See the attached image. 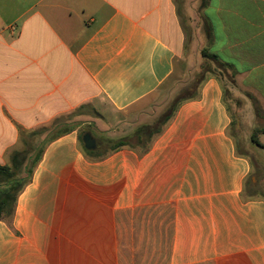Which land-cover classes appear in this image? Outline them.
I'll return each mask as SVG.
<instances>
[{
	"label": "crops",
	"instance_id": "0c3cea01",
	"mask_svg": "<svg viewBox=\"0 0 264 264\" xmlns=\"http://www.w3.org/2000/svg\"><path fill=\"white\" fill-rule=\"evenodd\" d=\"M198 1L188 35L177 0H0V165L63 129L0 219V264H264V197L225 100L251 113L247 138L264 128V0ZM189 48L233 79L196 76L146 146L85 149L72 115L132 130Z\"/></svg>",
	"mask_w": 264,
	"mask_h": 264
},
{
	"label": "rangeland",
	"instance_id": "374dc122",
	"mask_svg": "<svg viewBox=\"0 0 264 264\" xmlns=\"http://www.w3.org/2000/svg\"><path fill=\"white\" fill-rule=\"evenodd\" d=\"M194 2H198V5L200 3L198 0H177L179 13L182 17L183 24L188 35L193 33V28L191 26V12L194 13L197 11V7L193 6ZM190 9H192V11ZM202 26L205 28L204 25ZM188 52L191 58L184 66L181 73L182 75H176L177 77L175 81L171 80L161 86L159 90H157V92H155V94L151 96L147 102H145V107L141 109L139 113L133 114V116L131 115V121L127 119L125 123L134 125L132 130L129 128L130 130H126L124 134L115 132V130L111 128L108 123L102 121L90 107H87L84 110L82 109L81 111L84 113L80 114L77 112L76 116L72 115L66 123L71 125L72 128H79L81 137L85 132H91V134L100 144L99 149L101 154L111 150L115 142L124 137H130V143H139L140 145L142 144L141 146H143L142 141H146L145 139H150V136L154 133V131L160 129L164 125L166 118L170 115L176 102L182 96L191 94L193 92V88L190 86V84L193 83L192 81L196 79V76H201L206 70H212L220 74L222 77H227V79L230 80L233 79L234 74L232 71L215 60V58L212 60L206 58L204 63L201 64L202 55L200 49L191 50V48H189ZM184 87L191 88L190 90H184ZM225 100L233 116V125L231 126L230 131L236 139L237 150L239 152L248 153L253 161V169L256 173V183L250 187L251 184L249 182L247 184L249 185V190L264 197V148H261L251 142L250 135H248L247 138V134L249 132L248 127L250 126L248 121L249 118H251V113L246 107L240 109V111L238 110V107L242 106V100L234 97L233 94L227 92L225 95ZM236 122L239 124V131L236 128ZM126 126L128 127V125ZM62 127L64 126L62 125ZM136 130L140 131V136L135 134ZM57 132H63V129L56 128L43 134L41 136L42 138L38 139V141L35 143H32L34 144V147L31 145L28 147H33L34 149V154L30 157V161L37 151L43 148V143L49 138H52ZM118 134L123 135L115 137ZM23 148L26 147L24 146ZM8 187L9 185L6 183L0 182V193Z\"/></svg>",
	"mask_w": 264,
	"mask_h": 264
},
{
	"label": "trees",
	"instance_id": "16d2710c",
	"mask_svg": "<svg viewBox=\"0 0 264 264\" xmlns=\"http://www.w3.org/2000/svg\"><path fill=\"white\" fill-rule=\"evenodd\" d=\"M203 56L213 57L212 55H209L205 50L203 51ZM169 118L170 116H168L166 120H168ZM159 131L160 129L155 130L154 133H158ZM260 133H264V128H256L251 136V141L257 146L264 148V144L261 143L258 139V135ZM36 134L37 131H34L32 133V135ZM135 134H137V136H140V131H136ZM153 134L150 136V138L153 136ZM145 140L146 141L143 140V146H145L150 139ZM123 145H128V137L116 141L113 149ZM42 151L43 148L39 149L30 161V164L26 165L25 171L27 176L25 177L21 175L22 169L26 164V161L30 160V156L28 158V155L32 152L31 148L15 153L12 157L10 165H0V182H4L9 185L7 189L0 193V219L10 215L13 212V205L16 197L22 190V188L29 182L33 168L41 158Z\"/></svg>",
	"mask_w": 264,
	"mask_h": 264
},
{
	"label": "water",
	"instance_id": "95a60500",
	"mask_svg": "<svg viewBox=\"0 0 264 264\" xmlns=\"http://www.w3.org/2000/svg\"><path fill=\"white\" fill-rule=\"evenodd\" d=\"M82 142L85 149L92 151L98 147L97 139L91 134V132H85L82 136Z\"/></svg>",
	"mask_w": 264,
	"mask_h": 264
}]
</instances>
